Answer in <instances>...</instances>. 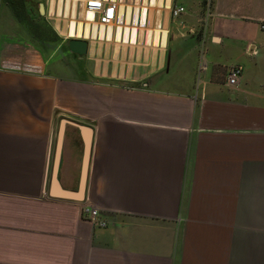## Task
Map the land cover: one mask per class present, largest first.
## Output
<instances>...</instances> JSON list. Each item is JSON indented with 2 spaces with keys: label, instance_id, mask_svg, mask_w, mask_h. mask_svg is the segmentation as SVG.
I'll use <instances>...</instances> for the list:
<instances>
[{
  "label": "crops",
  "instance_id": "1",
  "mask_svg": "<svg viewBox=\"0 0 264 264\" xmlns=\"http://www.w3.org/2000/svg\"><path fill=\"white\" fill-rule=\"evenodd\" d=\"M58 1L0 0V53L26 11L75 36ZM158 1L149 35L0 59V264H264V0Z\"/></svg>",
  "mask_w": 264,
  "mask_h": 264
},
{
  "label": "built area",
  "instance_id": "2",
  "mask_svg": "<svg viewBox=\"0 0 264 264\" xmlns=\"http://www.w3.org/2000/svg\"><path fill=\"white\" fill-rule=\"evenodd\" d=\"M71 1L72 0H70V3ZM121 4L123 7L122 10H120ZM128 6L130 7V19L128 20V22H126V10ZM81 7L84 9L85 13L90 12L92 15L91 20H85V19L83 20V22L88 21L90 26L96 24L98 26L103 25L106 28L108 25H111L112 34H114V30H116L118 25L121 28H125V26L132 28L134 26L137 32L139 31L140 28H142L143 32L146 33V31L150 29L151 20H153L152 12L155 8V2L154 0H82V2L81 0H76V9H77L76 16L78 15V11ZM143 8L145 10V19L143 21V24H140L139 22L140 20L138 21V23L134 24V22H132V16H131V14L133 15V10H136V14L137 15L139 14L138 18H140L141 15L140 13ZM120 12H121V20H119ZM185 12H186V8L180 4L172 5L169 8L170 16L173 19L179 18ZM210 13L211 12L209 8V4H207L202 21H205L210 16ZM69 17L70 16L66 17L65 19L68 20ZM63 20L64 19L62 18V25L64 23ZM261 28L264 29V24L261 25ZM60 30H62V26ZM62 35L66 39H68L69 37H80V38L83 37V36H66V34H62ZM83 38H88V37H83ZM242 70L243 67L240 64H234L228 68L226 74V83L230 87H234L239 83ZM81 214L85 220H87L94 226H100V227L106 226V221L100 216L99 210L95 206H90L85 203L81 208Z\"/></svg>",
  "mask_w": 264,
  "mask_h": 264
},
{
  "label": "rangeland",
  "instance_id": "3",
  "mask_svg": "<svg viewBox=\"0 0 264 264\" xmlns=\"http://www.w3.org/2000/svg\"><path fill=\"white\" fill-rule=\"evenodd\" d=\"M34 7H36L35 2ZM70 23L71 24L69 25L65 24V31L69 30V33H73V21ZM60 31L62 32V30ZM4 34L6 39L5 48L4 54H1L2 52L0 53V59L7 58L8 60L11 57V59L20 57L22 54L21 52L29 48L38 49L43 52L56 48L63 52L67 50V39H63L62 36L60 37L52 25L43 19L33 17V13L31 16L28 11H26L24 16L22 15V18L18 23H8ZM61 34L64 33L62 32ZM74 35L77 36L76 33ZM19 65L22 66L24 64L22 63Z\"/></svg>",
  "mask_w": 264,
  "mask_h": 264
},
{
  "label": "bare ground",
  "instance_id": "4",
  "mask_svg": "<svg viewBox=\"0 0 264 264\" xmlns=\"http://www.w3.org/2000/svg\"><path fill=\"white\" fill-rule=\"evenodd\" d=\"M65 4H64V16L68 17L70 16L69 14H71V17L73 18L74 16L77 17V21L73 24L74 26H72V28L74 29V32L76 33L77 36H83V37H89V36H92V37H95V36H98L100 39L102 38V36H106V39H109L110 38V35H111V26L108 25L106 30L104 31V28H103V25H96V24H93L92 26H90L89 22H83V20H91V13L90 12H87L85 13L84 9L81 7L78 11V15L76 16V7L74 6L76 0H73L72 1V7L70 8V11H68V1L69 0H65ZM75 1V2H74ZM160 1V0H159ZM158 1V2H159ZM61 0L58 1V7H57V14L59 15L61 13V4H60ZM82 2V0H81ZM153 2V1H152ZM52 3V2H51ZM63 5V4H62ZM122 4L120 5V10H122ZM137 9V8H135ZM68 12V13H67ZM140 18H138L139 14L137 15L136 14V10H133V15L131 14V16L133 17L135 21V23H138V21L140 22V24H143V21L145 19V10L144 8L142 9L141 13H140ZM130 16V7L128 6L127 7V10H126V21L128 20ZM119 20H121V12L119 14ZM98 26V27H97ZM158 29H155L153 30V34H154V41L153 43L154 44H157V34H158ZM146 34H150V31H147ZM162 38H164L165 36V32L163 31L162 32ZM147 42V40H146ZM163 42V41H162Z\"/></svg>",
  "mask_w": 264,
  "mask_h": 264
},
{
  "label": "water",
  "instance_id": "5",
  "mask_svg": "<svg viewBox=\"0 0 264 264\" xmlns=\"http://www.w3.org/2000/svg\"><path fill=\"white\" fill-rule=\"evenodd\" d=\"M39 11L40 13H43V3H39ZM66 46L70 52L76 54L79 58H82L87 50V40L85 38H80V37H69L66 40ZM63 125L64 122L61 123L60 128L58 130L57 151L59 149V145L62 139ZM88 155H89V146L88 144H86L84 149L82 172L80 178V189L84 186Z\"/></svg>",
  "mask_w": 264,
  "mask_h": 264
},
{
  "label": "trees",
  "instance_id": "6",
  "mask_svg": "<svg viewBox=\"0 0 264 264\" xmlns=\"http://www.w3.org/2000/svg\"><path fill=\"white\" fill-rule=\"evenodd\" d=\"M13 11L20 15L23 9L24 0H7Z\"/></svg>",
  "mask_w": 264,
  "mask_h": 264
}]
</instances>
